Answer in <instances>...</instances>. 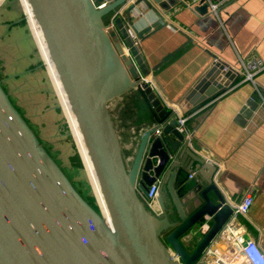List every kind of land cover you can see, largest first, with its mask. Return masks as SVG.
Segmentation results:
<instances>
[{
  "label": "water",
  "instance_id": "95a60500",
  "mask_svg": "<svg viewBox=\"0 0 264 264\" xmlns=\"http://www.w3.org/2000/svg\"><path fill=\"white\" fill-rule=\"evenodd\" d=\"M128 1L26 0L76 122L109 223L48 155L0 79V264H177L170 252L184 264L214 263L215 256L207 251L223 233L233 207L214 184L216 166L191 153L177 117L143 80L151 69L134 44L168 25L165 12L181 1L135 0L109 26L110 17ZM141 3L158 17L138 32L132 21ZM193 10L208 13L201 2ZM237 77L234 67L220 59L212 62L180 99L181 113L229 89ZM207 81L212 82L209 89ZM133 88L143 93L157 124L142 132L128 159L108 102ZM257 104L250 99L239 117L248 118ZM200 174L204 186L195 182ZM153 183L158 187V215L142 198ZM205 221L208 228L203 230Z\"/></svg>",
  "mask_w": 264,
  "mask_h": 264
},
{
  "label": "crops",
  "instance_id": "0c3cea01",
  "mask_svg": "<svg viewBox=\"0 0 264 264\" xmlns=\"http://www.w3.org/2000/svg\"><path fill=\"white\" fill-rule=\"evenodd\" d=\"M134 1L129 0L124 8ZM180 1L165 12L168 25L136 43L151 69L146 81L168 112L186 117L184 133L189 150L210 166H216L213 181L227 203L233 205L251 190L250 209L245 216H237L236 223L264 249V95L260 92L264 91V69L255 73L252 81L244 80L242 75L237 77L229 89L218 92L187 114H182L179 108L180 99L212 62L220 59L239 69L240 60L245 64L264 63V0H229L216 14L206 15L193 10L200 4L199 0ZM134 12L132 24L138 32L158 17L143 3L135 7ZM123 21L127 25L125 18ZM208 86H212V82L205 88H211ZM250 99L257 102V106L248 118L239 117V111ZM114 108L119 109L120 116L123 114V120L134 129L155 126L157 119L138 89H130L108 102L123 156L125 150L131 154L139 137L135 140L132 136V140L117 131ZM123 131L126 133V129ZM191 173L197 175L198 172L193 168ZM195 182L204 186V176L200 174ZM209 198L215 201L212 192ZM156 205L159 213L151 211L158 215L161 209L157 199ZM217 243H224L226 249L228 242L223 233L210 243L212 252L224 250Z\"/></svg>",
  "mask_w": 264,
  "mask_h": 264
},
{
  "label": "rangeland",
  "instance_id": "374dc122",
  "mask_svg": "<svg viewBox=\"0 0 264 264\" xmlns=\"http://www.w3.org/2000/svg\"><path fill=\"white\" fill-rule=\"evenodd\" d=\"M28 20L21 0H0L2 86L75 190L100 213L72 124ZM112 113L117 120V131L133 140V132L137 130L126 124L119 109L114 108ZM129 153L125 150L124 156L128 157Z\"/></svg>",
  "mask_w": 264,
  "mask_h": 264
},
{
  "label": "built area",
  "instance_id": "2783aa9c",
  "mask_svg": "<svg viewBox=\"0 0 264 264\" xmlns=\"http://www.w3.org/2000/svg\"><path fill=\"white\" fill-rule=\"evenodd\" d=\"M112 0H104V3L110 2ZM202 4L207 5L208 13H217L218 8L225 3L229 2V0H199ZM101 5L99 8L103 7ZM124 5H122L120 8H118L114 14L110 17L109 20V26L113 24V20L121 16V14L124 11ZM137 41L134 42L136 44ZM241 68L234 67L235 72L239 76H244V80L246 81H252V76L264 69V63H255V62H248V64H245L243 61L240 60ZM145 82L146 78L143 79ZM148 83V82H147ZM149 84V83H148ZM151 87L152 85L149 84ZM258 94L260 93L258 89H255ZM176 116V115H175ZM180 127L179 130L184 132V123L187 120L186 117L183 115L176 116ZM137 131H134L133 133L135 140H137V137H140L142 132L145 130L144 127L140 129H135ZM135 150L133 149V152ZM133 152L128 155V159H131ZM160 164V162H158ZM146 196L142 197L143 201H145L147 207L152 210L154 213H159V209L156 205V199L158 195V187L157 183L151 184L147 189ZM251 190L245 193V195L237 202H234V204H231L232 208V216L228 219V221L224 224L223 228V236L226 238L227 246L225 249L226 255L224 253L218 252H212L211 250H208V254H212L215 256V260L213 264H219L218 260L223 262V264H264V249L261 247V244L259 241L255 239L249 238L246 231L242 229L240 225H237L236 223V217L237 216H245L252 204V196H251ZM205 220H208L206 217ZM203 230H206L208 228L206 221L201 224ZM171 258L175 261L177 264H184L181 263L177 257L176 254L173 252H170Z\"/></svg>",
  "mask_w": 264,
  "mask_h": 264
},
{
  "label": "bare ground",
  "instance_id": "6f19581e",
  "mask_svg": "<svg viewBox=\"0 0 264 264\" xmlns=\"http://www.w3.org/2000/svg\"><path fill=\"white\" fill-rule=\"evenodd\" d=\"M21 2H22V5H23V8H24V11H25V13H26V15H27V17L29 19L28 21H29V23L31 25L32 32L34 33V36L36 38L39 50L41 51L42 56H43V58L46 61L47 68L50 70L49 73H51V77H52L53 82L55 84L54 86L57 87V91H58V94L60 96L61 103L63 104V106L65 108V113H66V115H67V117L69 119V122H71V124H72V130H73V133H74V136H75V140H77V142H78V145H79V148H80V152H81V156L84 159V164L86 166L87 173L91 177L92 188H93V191H94V193L96 195V198H97L99 211H100L101 215L103 216V219H104L105 223L108 225V223H109L108 212L105 209V205H104L102 196L99 193L98 186H97L96 179H95V175H93V171H92V168H91L90 161H89L88 157H86L85 149H84V146H83V143H82V139H80V135H79V132H78V129H77L76 122H74V118H73L72 114L69 112L68 106H67V104L65 102L64 94L62 92V88L59 85L57 76L55 74V70L52 67L51 62H49L47 51H45L42 35H41V33L39 31V28H38V26H37V24H36V22L34 20L33 15L30 13L29 6L26 3V0H21ZM217 244L219 246H222V249L225 248L224 247V243H217ZM219 252L220 253H224L226 255L225 249L222 250V251H219Z\"/></svg>",
  "mask_w": 264,
  "mask_h": 264
},
{
  "label": "trees",
  "instance_id": "16d2710c",
  "mask_svg": "<svg viewBox=\"0 0 264 264\" xmlns=\"http://www.w3.org/2000/svg\"><path fill=\"white\" fill-rule=\"evenodd\" d=\"M23 23H24V21L21 24H23Z\"/></svg>",
  "mask_w": 264,
  "mask_h": 264
}]
</instances>
